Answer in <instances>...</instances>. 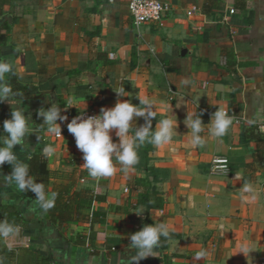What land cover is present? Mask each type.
I'll return each instance as SVG.
<instances>
[{
	"label": "crops",
	"instance_id": "0c3cea01",
	"mask_svg": "<svg viewBox=\"0 0 264 264\" xmlns=\"http://www.w3.org/2000/svg\"><path fill=\"white\" fill-rule=\"evenodd\" d=\"M161 1L160 20L136 25L129 0H0V61L12 65L7 80L21 94L19 105L0 103V134L22 107L36 133L14 149L18 157L51 144L48 190L101 197L73 200L77 214L56 226L30 190L5 182L11 166H0V206L21 216L16 234L0 237V264H37L48 252L52 264H121L134 254L129 236L153 222L170 237L139 264H264V0ZM120 86L129 96L116 95ZM138 98L154 106L153 129L171 118L177 133L162 148L145 143L138 164L124 173L116 163L112 177H90L74 136L50 134L37 115L52 104L66 117L100 114ZM216 108L233 119L227 133L192 145L187 113L207 124ZM214 156L227 157L228 173L209 172Z\"/></svg>",
	"mask_w": 264,
	"mask_h": 264
},
{
	"label": "clouds",
	"instance_id": "9594fccd",
	"mask_svg": "<svg viewBox=\"0 0 264 264\" xmlns=\"http://www.w3.org/2000/svg\"><path fill=\"white\" fill-rule=\"evenodd\" d=\"M13 73L12 65L0 61V103L8 102L10 105L16 103L21 94L14 91L8 83L7 76ZM118 97L129 96L123 86L113 89ZM139 99V98H138ZM75 106V105H72ZM81 115L73 117L67 124V130L74 136L75 143L83 153V167L87 169L90 177L106 178L116 174V163L121 165V171L127 173L139 162L138 150L145 144H151L156 148H162L170 144L174 133H177V120L171 118L161 119L152 128V119L156 118L153 104L145 99L135 105L131 100H118L112 108H101L99 115L82 118L84 109L79 110ZM37 115L43 118V125L47 127L50 134L57 137L61 135V123L67 117L61 115L58 105L52 104L46 110H39ZM202 113L197 111L187 113L184 120L189 130L186 137H191L194 146L200 145L206 135L222 137L233 123L232 117L224 109H218L211 114L210 120L204 124L201 119ZM143 118L144 124L135 127L133 121ZM30 117L25 115L22 107H13L11 118L3 121V134H0V166L5 163L12 168L10 174L5 176V182L14 184L21 192L30 190L35 194V204L38 208L47 212L54 207L57 197L56 192L48 193L43 182H36V178L29 174V166L23 162L14 151L17 146L25 144L26 137L36 130L30 127ZM205 125L209 127L206 129ZM112 130L118 142H114ZM204 134V135H202ZM45 156H52L55 148L47 144L42 149ZM245 191H251L246 187ZM35 209H30L34 211ZM143 213V212H141ZM137 213V214H141ZM18 227L6 221H0V237H9L16 234ZM169 238V227L162 222L145 224L139 231L129 236L128 248L134 250L128 259H122L121 264H139V261L149 256L156 257L155 250L161 246V238ZM204 252L197 255V259L204 256Z\"/></svg>",
	"mask_w": 264,
	"mask_h": 264
},
{
	"label": "trees",
	"instance_id": "16d2710c",
	"mask_svg": "<svg viewBox=\"0 0 264 264\" xmlns=\"http://www.w3.org/2000/svg\"><path fill=\"white\" fill-rule=\"evenodd\" d=\"M25 163L28 164L29 174L36 178V182H43L48 193H57L54 207L47 211L48 217L50 218L51 222L56 226L62 225L64 222L74 218L77 214V204L76 206H73L71 204L73 200L76 199L78 200V202L82 203V200L85 199V197L89 199H101L100 196L92 195L85 190L74 191L72 194L70 193L69 188L67 187L58 186L51 190H48V171L46 167V157L40 153L32 154L25 161ZM32 194L35 196L34 193ZM0 219L2 221H6L17 226L21 221V216L17 208L13 206L3 205L0 206ZM3 253L5 255L12 254V252L6 248H3ZM40 254L41 258L37 264L53 263L49 252L47 254ZM2 260L4 261V257L0 261Z\"/></svg>",
	"mask_w": 264,
	"mask_h": 264
},
{
	"label": "built area",
	"instance_id": "2783aa9c",
	"mask_svg": "<svg viewBox=\"0 0 264 264\" xmlns=\"http://www.w3.org/2000/svg\"><path fill=\"white\" fill-rule=\"evenodd\" d=\"M167 6L161 0H129L128 12L136 25L148 22H154L161 19ZM195 9L192 6L187 10V14H191ZM81 115V112L71 113L67 116V120L60 123L61 135L70 133L67 130V124L73 117ZM99 115L93 109H87L83 111L82 118L88 116ZM57 137V136H56ZM209 172L213 174H226L229 172V161L225 156H214L211 159Z\"/></svg>",
	"mask_w": 264,
	"mask_h": 264
}]
</instances>
